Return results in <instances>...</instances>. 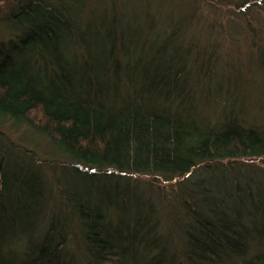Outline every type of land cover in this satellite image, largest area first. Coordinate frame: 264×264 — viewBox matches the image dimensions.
Wrapping results in <instances>:
<instances>
[{"label": "trees", "instance_id": "1", "mask_svg": "<svg viewBox=\"0 0 264 264\" xmlns=\"http://www.w3.org/2000/svg\"><path fill=\"white\" fill-rule=\"evenodd\" d=\"M157 1L0 0V264H264L238 23ZM231 5L264 75V0Z\"/></svg>", "mask_w": 264, "mask_h": 264}, {"label": "rangeland", "instance_id": "2", "mask_svg": "<svg viewBox=\"0 0 264 264\" xmlns=\"http://www.w3.org/2000/svg\"><path fill=\"white\" fill-rule=\"evenodd\" d=\"M152 2V6L154 9L159 6V3L157 0H150ZM179 1V0H178ZM200 5L202 6V13L203 15L207 16V19H219L223 22L232 21L238 23L237 27V34L236 38L227 37V35H218L217 38L214 39V41H217L219 43V52L220 59L219 63L217 65V68L219 66V69H221V72L225 71V76H227V73L232 71V74L230 76V82H236V77L238 76L239 79L244 80L245 86L243 88L242 95L240 94V100L239 103L241 104L242 110L240 114H242V117L246 119L247 121L253 120H259L261 122H264V118H262L264 114V75L262 72H260L256 62L254 61V58L252 59V51L254 50L256 53H258V45L254 44L252 41V38L250 36H247L243 33L244 28V22L241 21L237 15H235V12H237L238 8L235 7V5H231V3H234L237 0H199ZM154 2V4H153ZM175 0H170V2H167V4L164 6L165 11L169 10L171 6H176ZM191 3L192 0H189ZM1 3V2H0ZM190 7V6H189ZM181 10L186 14L187 11H189L188 8L184 7L183 5L180 6ZM259 20L261 18H264V13H262L261 16H259ZM258 19V18H257ZM264 20V19H263ZM254 27L262 25L264 29V23L258 22V20H255L252 22ZM238 36V37H237ZM228 38V39H226ZM253 62V63H252ZM231 64V65H229ZM229 65V66H228ZM228 66V68L224 69V67ZM230 67V68H229ZM258 68V70H256ZM253 69V70H252ZM240 73V74H238ZM224 76V80H226ZM228 82V81H227ZM247 84V85H246ZM219 102H223L222 98H219ZM243 100V101H242ZM243 103H242V102ZM208 112L207 113H215V107H207ZM206 111V109H205ZM262 114V115H261ZM258 117V118H256Z\"/></svg>", "mask_w": 264, "mask_h": 264}]
</instances>
